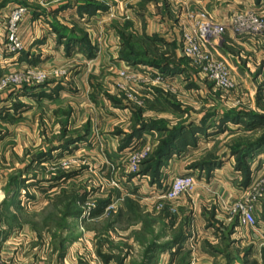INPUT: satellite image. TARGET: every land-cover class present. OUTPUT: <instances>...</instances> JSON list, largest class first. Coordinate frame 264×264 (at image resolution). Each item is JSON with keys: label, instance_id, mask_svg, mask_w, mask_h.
I'll use <instances>...</instances> for the list:
<instances>
[{"label": "rangeland", "instance_id": "1", "mask_svg": "<svg viewBox=\"0 0 264 264\" xmlns=\"http://www.w3.org/2000/svg\"><path fill=\"white\" fill-rule=\"evenodd\" d=\"M260 1L17 0L16 53L3 50L10 10L0 14V81L22 77L0 87V264H264ZM201 15L209 43L198 42ZM26 21L48 47L24 42ZM149 43L174 53L170 70ZM53 87L75 96L41 97ZM193 129L196 144L160 155ZM206 159L217 176L196 166ZM183 174L194 186L159 199ZM243 208L252 227L238 223Z\"/></svg>", "mask_w": 264, "mask_h": 264}, {"label": "built area", "instance_id": "2", "mask_svg": "<svg viewBox=\"0 0 264 264\" xmlns=\"http://www.w3.org/2000/svg\"><path fill=\"white\" fill-rule=\"evenodd\" d=\"M26 14V8L20 5L14 6L8 15V20L6 23V42L3 47L4 52H12L16 53L20 49H22V43L18 39L17 29L19 22L23 19ZM202 20L198 23V42H206L209 43V39L212 37V32L210 30V23L206 20L205 16L201 15ZM241 16H237L235 21L241 22ZM186 44L184 42V49L188 54L193 56H198L199 46L197 43L190 38L189 36H185ZM32 78L36 79V81L41 82L46 78V75L42 72L32 73ZM28 77V76H27ZM22 77H10L6 79H1L0 87L2 85H6L9 82H20ZM194 186V178L191 175L183 174L174 176L170 185L166 187L160 195H158L159 199H175L182 193L190 190ZM254 215L250 209L243 208L240 211V215L238 218V223L240 225L250 226L252 227L254 224Z\"/></svg>", "mask_w": 264, "mask_h": 264}, {"label": "trees", "instance_id": "3", "mask_svg": "<svg viewBox=\"0 0 264 264\" xmlns=\"http://www.w3.org/2000/svg\"><path fill=\"white\" fill-rule=\"evenodd\" d=\"M87 8H89V7H86L85 10ZM148 46L153 47V53L157 54L160 58L159 60H161V61L155 63L156 67L159 70H161L162 72H166L167 70H170L169 69L170 66L172 67L173 64H175V62H176V58H175L174 53L172 51L167 50V49H165L163 52H158V48L155 47L153 43H149ZM166 46L167 45L165 44L164 48H166ZM180 72H183V70H180ZM41 95H42V97L47 96L45 93H42ZM247 126H249V125H247ZM256 126H257L256 124H252L248 128L254 129ZM141 129H143V130L147 129V126H141V128L138 130H141ZM198 132H200L199 129H193V132L189 133L190 135L188 133H180L181 135H179V136H176L175 132H173L171 135L168 136L169 138H168V140H166V142H165L166 144L162 148L160 155H162L165 152H170L171 150H173L175 148L178 150L179 147L185 146V145L189 144V142H190V144H194L197 137L192 138L191 134L198 133ZM188 136H190V137L188 138ZM174 141H176L175 145H174ZM241 152L242 151H240L238 148L233 150V154H235V157L237 160V168H238V170H240V173L244 177V179H246L249 176V171L246 168H243V160L247 156V154H246V152H244V153H242V157L239 158L238 156L241 155ZM215 164L216 163L214 161L206 159V160L202 161L201 163H198L196 166H198V168H200V169L211 170L215 166ZM71 199H73V196H69V200H71ZM66 209H67L66 213L78 215L77 212H79V211L72 212L68 206L66 207Z\"/></svg>", "mask_w": 264, "mask_h": 264}, {"label": "crops", "instance_id": "4", "mask_svg": "<svg viewBox=\"0 0 264 264\" xmlns=\"http://www.w3.org/2000/svg\"><path fill=\"white\" fill-rule=\"evenodd\" d=\"M33 1H35V0H33ZM17 2V0H0V4H1V6H0V14H6L9 10H10V8H11V6H13L14 5V3H16ZM256 3H261V1L260 0H256ZM101 15H95L94 17H96V18H98V17H100ZM32 18H35V17H32ZM38 20V19H37ZM46 30V29H45ZM44 31H42V30H40V28H39V26H37L36 24H30L29 23V21L27 22L26 21V23L25 24H23V26H22V28H21V36H22V38L24 39V42H27V39H29V38H31V40H29V44L33 41V40H36V43H37V46L38 47H41V51L43 50V46L44 47H48L46 44L47 43H44V38L47 36V37H49V35L48 34H46V33H43ZM39 38H43V40H41V41H38V39ZM47 42H49L48 41V39H47ZM28 44V43H27ZM28 44V45H29ZM45 54H47V53H45ZM41 55H43V54H41ZM35 56H37L36 58H35V60H33V61H35L36 63H38L39 61H42V60H44V61H46L45 59H43L42 58V56L41 57H39L38 58V56H40V55H35ZM48 55H45V56H43V57H47ZM10 61V60H9ZM7 64H9L8 62L6 63V65ZM64 89V88H63ZM53 91L52 92H50V93H48V92H46V95L47 96H41L42 98H45V99H47V101H54V100H56V99H62V98H69V99H73L74 98V94L73 93H67V92H61L62 91V87H53V89H52ZM57 91H59L58 93H57ZM57 97V98H56ZM55 98V99H54ZM225 129H227V131H230L232 128L231 127H224L222 130L224 131ZM195 137H197L196 138V141H195V143L194 144H196V142H198V140H199V138H202L201 136H199V135H197V136H195ZM188 138H189V136H188ZM189 144H190V142H189ZM194 144H192V145H194ZM188 145V144H187ZM186 145V146H187ZM263 153V152H262ZM262 156V155H261ZM203 170H206V169H201V171H203ZM212 174H214V175H216V173H219L220 172V169L218 168V167H216V166H214L211 170H209ZM208 172V171H207ZM217 176V175H216ZM173 178H171V180H172ZM171 180L169 181V182H167L166 184H164L163 185V187H168L169 185H170V183H171ZM158 190V189H157ZM156 193H158V192H156Z\"/></svg>", "mask_w": 264, "mask_h": 264}]
</instances>
